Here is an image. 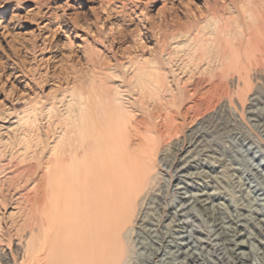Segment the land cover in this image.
<instances>
[{
    "label": "rangeland",
    "instance_id": "374dc122",
    "mask_svg": "<svg viewBox=\"0 0 264 264\" xmlns=\"http://www.w3.org/2000/svg\"><path fill=\"white\" fill-rule=\"evenodd\" d=\"M251 33L263 36L264 0H0V264H153L177 250L169 232L188 236L184 264H264V53L249 52ZM78 135H96L92 176L117 174L114 193L98 185L116 205L107 257L65 241L64 223L45 242L27 202L58 136ZM214 207L239 222L235 253L215 245Z\"/></svg>",
    "mask_w": 264,
    "mask_h": 264
},
{
    "label": "bare ground",
    "instance_id": "6f19581e",
    "mask_svg": "<svg viewBox=\"0 0 264 264\" xmlns=\"http://www.w3.org/2000/svg\"><path fill=\"white\" fill-rule=\"evenodd\" d=\"M227 30H229V29H227ZM223 32H224V30H223ZM257 33H251V35L249 37V40L251 42L250 43L251 47L249 49L250 50L249 52H254V53L256 52L258 54H263L264 53V33H263L262 38H258L256 35ZM177 37H179V36H177ZM222 37H219V38H222ZM177 44H178V41H177ZM179 45H181V44H178V46ZM119 95H120V91H117V93H116V99L117 100H119ZM104 103L106 104V102H103V104ZM80 107L82 108V106H80ZM89 108L91 109V107H89ZM117 109H121V108H117ZM82 111H83V109H82ZM79 115H80V113H79ZM79 115H78V117H79ZM80 116L82 118H84L83 114ZM81 117H79V121H80ZM77 121L78 120H76V125H77ZM79 121H78V123L82 122V121H80V122ZM84 122H86V121H84ZM84 122H83V124H84V126H86V124ZM13 123L19 124V121L15 120ZM74 124L75 123H73L72 124L73 126H71V127H74ZM83 124L82 125L80 124V125L83 126ZM96 127L97 126H95V128ZM76 128H77V126H76ZM76 128L74 127L75 130H76ZM83 128L84 129H82V132L84 133V131L87 129V127H83ZM7 129H8V127H7ZM98 129H99V127H98ZM72 130H73V128H72ZM79 130L76 131L77 134H81L80 133L81 131H79ZM12 131H14V130H12ZM64 132H66V131H64ZM100 132H101V129H100ZM61 133H63V132L61 131ZM87 135H88V133H87ZM80 136L78 135V138ZM95 136H93V137L92 136L91 137L86 136L87 138H82V139H81L82 136L80 137V139H71V137H69V136H68V138H64V136L63 137L58 136L60 139L59 144L61 145V147L60 148L59 147L53 148L54 154L57 155V158H55L56 159L55 160L56 167L54 170H48V172H46V176H43L44 177L43 181H42L40 187L38 188L39 192L36 189V192L38 193L37 196H34L36 198L30 199V197H29L27 202H28L29 206L32 208V210H31L32 213L28 210L29 214L31 213L32 217H34V218L38 216L40 219L39 220V222H40L39 227H40V230L42 232H44V235H42V236L46 240V241L44 240L45 242L52 240V239L53 240L54 239H60L59 238L60 236L59 237H57V236L53 237V235L51 234V230H57V229L63 228V225L65 226V224H66L67 226H65V228H64L67 230L65 241L73 242V244L77 245V249L80 248L79 245H82L83 242L88 243V245L93 247L94 258L96 259V256H98V257L99 256H101V257H107L108 256L109 247H108L107 243L110 241L111 238H113V236L110 235V230H109V227L107 226L108 223H111V219L106 215V213L108 211V207H110L111 205L115 207L116 205L114 203H110V201H108V199H107V196H108V194H111V191L113 190V187H114V184L112 182V177L116 176L117 174L115 173L113 175V174L105 173V175L103 177H97L96 176V178H95V175H94V177L92 176V173L97 172V169H98L97 167L93 166V164L91 162H90L91 165L88 163L89 158L92 160H95L98 158V156L96 155L98 153L94 149V143L96 142V139H94ZM115 136L117 137V135H115ZM115 136H114V139H115L114 142H116V139L118 140V137L116 138ZM75 137H77V136L75 135ZM100 137H101L100 138L101 140H104L102 136H100ZM107 139H106V141H107ZM110 139H111V141L113 140L112 138H110ZM157 140H158V145H159L160 139H157ZM160 141H162V140H160ZM102 142L103 141H101V143ZM48 143H49L48 140H45L42 144L40 142L42 155H45V153L47 152V148L49 147ZM22 149H24L25 152H24V154L21 155V157L22 156L25 157L26 154L28 153L27 150H31V147H24ZM20 150H21V148H20ZM79 150H81L83 152L82 158H79V155H78ZM53 152H52V154H53ZM47 161H50V158ZM99 161H100V159H99ZM107 161H109V160H107ZM75 162H78L79 164H77L75 167H74V164H73V167H70V166H69V168L66 167V166H68V165H66L67 163H69V165H70L71 163H75ZM64 164H65L66 168L64 167ZM102 168L103 167H101V170L103 171L104 169H102ZM184 168H186V167H184ZM27 170H28L27 165L25 167H23L22 169H20V172L17 176L18 179H22V178H24V175H28ZM102 173H104V172H102ZM29 180L30 179H27L25 183H28ZM12 182H14V181H12ZM102 183H105V184L109 183V185H110L109 189L112 188L111 191H106V190H104V188H102V189L98 188V185L102 184ZM10 186H13V185L11 184ZM15 186H18V185H15ZM90 192L99 193L101 196L100 197L93 196L92 194H89ZM112 193H114V191H112ZM204 195H206V194L204 193V194H198L197 195L200 197L198 199V202H200V201L205 202V204L210 203L208 201V198L203 199ZM8 200L9 199L7 198V193L1 188V190H0V201H1V203L4 206H7L6 204H8ZM94 201L97 203L96 204L97 207H90L89 203L93 202L95 204ZM174 203H175V201H174ZM219 208L220 207L212 208V215H214L213 216V218H214L213 225L215 226V228L217 227V229H222L216 236V239H218V241L215 243V245H216L218 250L222 249V250L227 251V252L233 251L235 253L236 250L239 249V247L246 244L244 241H241V240L237 241L236 240L239 237V235H241V233H239V231L237 230V226L239 225L238 224L239 222H237L238 220L236 221L235 219H232V218L228 219V217L227 218L222 217L223 212ZM31 215H29V216H31ZM28 218H30V217H28ZM35 220L37 221V218ZM26 223H28V222H26ZM34 223H35V221H34ZM116 223H117V220H116ZM185 223H187V222L181 221L179 223L181 225H179V224H177V225L179 227H182L184 230V228H186L184 226ZM29 225H31V224H29ZM36 226L37 225H35V227ZM28 228H30V227H28ZM215 228L212 229L211 232L215 231ZM81 231H86L88 233V236L85 237L86 239L83 237L84 240H82V237L77 236V233H79ZM173 231L178 232L180 230H173ZM190 235H191V233H190ZM167 237H173V239L169 242V244L174 245V247H176L177 250L176 249H175L176 251H173L172 249H169L168 251L166 250V253H164V256H166L165 258L164 257L159 258L158 254H160L161 252L158 250L154 251L155 255L150 256L148 259L151 262L153 260V264H184V262L182 260L178 261L180 255H185V258H193L194 257V255L187 250L183 249L181 251V249L184 248V246L185 247L188 246L187 247L188 250L192 248L189 245L190 244L189 241H184V240H187L186 237H188V236L178 235L177 237H175V235H173L171 232H169L166 234V236H163V239L167 238ZM175 239L176 240L177 239L183 240V241L179 242V241H176ZM96 244H98V246H95ZM232 244H234L233 248L231 247ZM182 245H184V246H182ZM237 253H242V252H237ZM227 257H228V260L225 261L226 263L223 261L224 263H222V264H245L244 263L245 261L243 259H247V260L250 259V257L245 256L244 253H243V255H241L239 257L238 256L232 257L229 255ZM254 258L256 259V257H254ZM155 259H157V260L154 261ZM205 264H208V263H205ZM214 264H216V263H214Z\"/></svg>",
    "mask_w": 264,
    "mask_h": 264
}]
</instances>
